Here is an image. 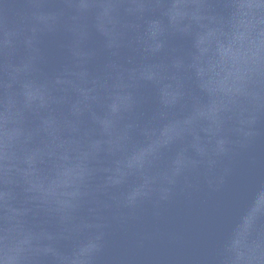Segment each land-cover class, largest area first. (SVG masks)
<instances>
[{"label": "water", "instance_id": "water-1", "mask_svg": "<svg viewBox=\"0 0 264 264\" xmlns=\"http://www.w3.org/2000/svg\"><path fill=\"white\" fill-rule=\"evenodd\" d=\"M0 264H264V0H0Z\"/></svg>", "mask_w": 264, "mask_h": 264}]
</instances>
